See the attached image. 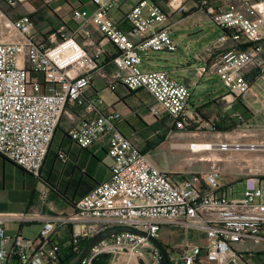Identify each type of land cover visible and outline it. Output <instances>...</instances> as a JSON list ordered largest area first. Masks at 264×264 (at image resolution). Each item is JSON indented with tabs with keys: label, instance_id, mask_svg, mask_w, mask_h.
<instances>
[{
	"label": "built area",
	"instance_id": "2783aa9c",
	"mask_svg": "<svg viewBox=\"0 0 264 264\" xmlns=\"http://www.w3.org/2000/svg\"><path fill=\"white\" fill-rule=\"evenodd\" d=\"M17 1L6 0V4L12 9ZM127 1L89 0L93 11L76 9L71 18L76 23L90 24L102 40L114 46L110 62L117 73L111 78L103 75L108 89L113 91L117 81L130 92L145 89L155 102L149 115L166 119L171 127L183 132L193 119L188 108L189 89L174 71L139 67L142 56L177 50L169 20L173 15H185L190 7L187 0H168L164 6L154 0H135L122 18L128 26L123 30L111 13ZM197 2L199 8L207 6L206 0ZM262 5L244 2L240 7L218 8L217 12L212 7L206 9V15L222 31L218 44L224 48L195 70L200 77L218 79L228 91L222 98L226 103L228 97L233 103L250 92L243 73L246 67H254L264 77ZM8 25L22 40L0 42V156L39 177L60 118L66 106L72 105L83 106L85 115L68 130L70 140L78 148L88 149L107 137L106 153L112 164L109 179L76 201L70 213L40 220L41 228L34 239L18 233L10 237L4 229L8 224L33 221L29 214L0 213V264H58L64 248L75 255L73 264L83 243L117 227L136 233L111 235L95 244L80 264H93L103 255L121 253L141 259L146 256L151 264H163L152 242L158 241L163 227L204 235L202 243L185 242L178 256L168 252L171 264H261L257 255L264 260V189L258 178L243 180L241 199H234L232 184H220L216 170L179 182L170 179L130 138L116 130L119 113L113 109L101 113L85 99L91 74L102 69L97 62L103 54L101 46L90 52L71 35H60L56 40L53 34L51 44L46 46L30 36L28 15ZM97 102L102 103L99 99ZM260 112L264 114V106ZM237 145L245 147L229 143L217 147L226 151L230 146L239 148ZM57 156L66 161L63 152ZM46 197L47 193L42 192L40 201ZM59 230L68 235L64 248L53 240ZM249 243L260 248H249Z\"/></svg>",
	"mask_w": 264,
	"mask_h": 264
},
{
	"label": "crops",
	"instance_id": "0c3cea01",
	"mask_svg": "<svg viewBox=\"0 0 264 264\" xmlns=\"http://www.w3.org/2000/svg\"><path fill=\"white\" fill-rule=\"evenodd\" d=\"M134 1L129 0L123 3L119 10L111 13L112 18L123 30H128V26L122 21V18ZM16 4L14 8L10 9L6 0H0V11L3 13L0 14V42H20L22 37L12 31L8 24L23 15H28L32 24L30 36L46 46L51 44L50 37L52 34L55 35L56 40L59 39L60 35H71L90 52L97 45L101 46L103 54L97 59V62L102 69L91 74L90 88L84 93L85 99L93 102L101 113H106L108 109H113L119 113L120 118L115 122L116 130L120 133L121 128L126 130L128 136L121 134L130 138L134 144H137L134 138L138 132L150 129H157L160 132L164 127L163 122L167 120H157L149 115V108L155 102L145 89L130 92L119 81L114 83L113 91L108 89L107 80L104 76L111 78L117 73L110 62L115 53L114 46L106 40H102L90 24L76 23L71 18V12L76 9L92 12L94 7L89 3V0H18ZM262 7L260 13H264ZM205 18V15L186 13L184 17L173 15L169 23L173 26V32L179 31L180 34L177 35L180 41L186 39L185 31L187 29L192 30L201 26ZM61 28V33L57 34ZM218 39L203 45L193 56L194 64L188 61L190 66L196 69L199 65L216 58L224 48L218 44ZM190 41L198 43L197 40L191 39ZM182 55V52L177 53L173 56L176 59L174 58L175 60H171L169 63L172 66L171 70L175 72V77L180 74V65L187 61L184 58L179 59ZM190 73L192 74V72ZM243 73L245 80L250 84V92L244 98H238L233 103H229L231 97H228L226 103L222 98L228 91L223 87L225 93L211 97L209 104L205 106L201 104L206 101L208 91L211 90V94H213L214 89H220L223 85L218 84L220 87L218 88V85L213 86L214 84H211L212 79L195 74L190 81V87L194 88L197 100L192 102L194 110L189 109L190 115L199 122V119L205 115L208 116V113L218 114L221 119L226 121L229 119L233 124H236L237 116H240L242 121H248L249 117L260 112L264 106V77L252 66L246 67ZM202 79L205 82L198 87ZM190 98L189 94L188 105ZM98 99L102 101L101 104L97 102ZM238 107L242 112L238 110ZM84 115L83 106H66L53 134L39 177L22 171L0 156V213L29 214L34 219L27 223L5 225V232L10 237L18 233L26 239H34L41 228L40 220L60 213H70L76 201L95 186L109 179V168L112 161L106 153L107 137L96 141L88 149L78 148L68 137V130L77 126ZM59 152L65 154V162L58 158ZM103 160H108L110 163L105 167L102 164ZM100 166H103L105 170L101 177L96 179L95 168ZM42 192L47 193L44 202H41L40 198L38 199V195L40 197ZM186 233L187 231H185ZM199 235L202 237L200 241L188 242L185 237V242L188 245L202 243L204 235L200 233ZM67 239L68 235L64 230H59L53 238L62 248L66 247ZM158 242L170 247V244L167 241L162 242L161 238L158 239ZM95 261V264H151L150 259L146 256L141 259L125 253L103 255Z\"/></svg>",
	"mask_w": 264,
	"mask_h": 264
},
{
	"label": "rangeland",
	"instance_id": "374dc122",
	"mask_svg": "<svg viewBox=\"0 0 264 264\" xmlns=\"http://www.w3.org/2000/svg\"><path fill=\"white\" fill-rule=\"evenodd\" d=\"M155 1L163 6L168 2V0ZM244 2L264 4V0H206L207 6L204 5V8H199L197 0H187V6L190 7L187 13L205 15L204 23L192 30L187 29L185 31L187 35L186 39L180 41L177 35L180 34L179 31L173 32L172 37L177 41V50L172 54L151 52L147 54L148 56H142V64L139 68L141 70L168 69L172 71V66L169 63L171 60L176 59L173 56L181 52L183 55L179 59L184 58L194 64V54L203 45L217 40L222 34V31L206 15V9L212 7L213 11L217 12L218 8L226 7L227 5L240 7ZM191 39L197 40L198 43L190 41ZM212 80L211 84H214L213 86L218 84L221 86L217 78H213ZM204 82L205 80L202 79L198 87L202 86ZM217 87L220 88L219 85ZM211 93L212 91L209 90L206 94V101L201 105H208L211 97L223 95L225 90L221 86L220 89H214L213 94ZM189 94L191 98L188 108L194 110L192 102H196L197 96L193 87L189 88ZM238 110L242 112L239 107ZM237 119L236 124H233L229 119L227 121L221 119L218 114L208 113V116H203V118L199 119V122L193 118L183 132H178L166 121L163 122L164 127L160 132L157 129L143 130L138 132L134 139H136L135 143H137L136 145L140 151L146 154L148 159L159 170L165 172L170 179L179 182L192 175L205 174L216 170L219 173L218 179L220 184L226 187L232 184L234 199H241L243 198V180L245 178H258L261 181L262 189H264V114L262 112L255 113L252 117H249L248 121H242L240 118ZM121 133L128 136V132L123 128H121ZM192 143H208L212 145L229 143L230 145H245V147L235 148L232 146L229 150L217 151L216 154L222 159L219 161L203 160V158L209 156L208 152L194 154L189 148L181 149L174 147V145H191ZM249 145H256V147L248 151ZM103 161L102 164L105 167L110 163L108 160ZM103 166L95 168L96 179L100 178L102 172L105 170ZM185 237L188 242L200 241L202 238L199 233L191 230L185 234V230L181 228H161L159 238H161L162 242L167 241L170 244L169 247L160 243L165 250L166 256L168 252L175 254V256L180 255L185 244ZM247 246L255 250L260 248L250 243ZM257 258L261 264H264V260L259 255H257ZM168 262L169 264L172 263L170 260Z\"/></svg>",
	"mask_w": 264,
	"mask_h": 264
},
{
	"label": "water",
	"instance_id": "95a60500",
	"mask_svg": "<svg viewBox=\"0 0 264 264\" xmlns=\"http://www.w3.org/2000/svg\"><path fill=\"white\" fill-rule=\"evenodd\" d=\"M179 75L176 76V78L188 89L190 88V81L194 78L196 74V70L194 67L190 66V63L188 61H184L183 64L180 65ZM192 72V74L190 73ZM123 232H131L136 233V231L130 229V228H124V227H117L109 229L105 232H102L98 234L97 236L93 237L87 245L84 247V249L81 251L80 255L76 259V261L73 264H80L81 261L88 255L89 250L97 243H100L102 240L110 237L111 235L117 234V233H123ZM153 244L157 247V249L160 251L163 263L169 264L165 250L163 246L160 245V243L156 240H152Z\"/></svg>",
	"mask_w": 264,
	"mask_h": 264
},
{
	"label": "bare ground",
	"instance_id": "6f19581e",
	"mask_svg": "<svg viewBox=\"0 0 264 264\" xmlns=\"http://www.w3.org/2000/svg\"><path fill=\"white\" fill-rule=\"evenodd\" d=\"M264 8V7H262ZM239 146V145H237ZM174 147L181 148V149H188L192 151L194 154H198L201 152H208L209 156L206 158H203L205 161H214L217 160L219 161L221 158L218 157L216 154L217 151H222L220 148L217 147V145H212L208 143H192L191 145H174ZM232 146L227 148L226 150H229ZM240 147V146H239ZM256 145L249 146L248 151L251 150V148H255ZM222 160V159H221ZM229 160V159H228ZM133 257V256H132Z\"/></svg>",
	"mask_w": 264,
	"mask_h": 264
},
{
	"label": "trees",
	"instance_id": "16d2710c",
	"mask_svg": "<svg viewBox=\"0 0 264 264\" xmlns=\"http://www.w3.org/2000/svg\"><path fill=\"white\" fill-rule=\"evenodd\" d=\"M86 245H87L86 242L83 243L82 247H81V250H83ZM74 259H75V255L73 253H71L68 248H66V249L62 250V255L59 258V263L58 264H72ZM95 263H96V261L93 262V264H95Z\"/></svg>",
	"mask_w": 264,
	"mask_h": 264
}]
</instances>
